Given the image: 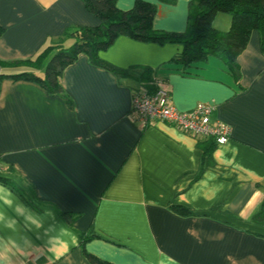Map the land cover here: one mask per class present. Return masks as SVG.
Wrapping results in <instances>:
<instances>
[{"label": "crops", "instance_id": "obj_1", "mask_svg": "<svg viewBox=\"0 0 264 264\" xmlns=\"http://www.w3.org/2000/svg\"><path fill=\"white\" fill-rule=\"evenodd\" d=\"M145 1L156 4L155 28L186 30L191 0ZM231 21L221 12L214 25L228 30ZM99 23L83 0H0V59H33L68 29ZM182 49L121 35L100 56L151 67L180 110L214 105L213 117L232 129L212 165L199 145L207 137L162 120L140 124L134 76L82 53L60 78L70 106L64 94L8 77L37 69L0 65V177L8 180H0V264H92L84 249L111 264H264V223L255 219L264 208L261 35L253 31L239 56V78L215 56L171 62ZM91 231L102 237L83 246Z\"/></svg>", "mask_w": 264, "mask_h": 264}, {"label": "trees", "instance_id": "obj_2", "mask_svg": "<svg viewBox=\"0 0 264 264\" xmlns=\"http://www.w3.org/2000/svg\"><path fill=\"white\" fill-rule=\"evenodd\" d=\"M83 1L89 12L100 19V23L95 26L78 25L68 29L64 35L46 46L33 59L14 62L0 59L1 66L26 65L38 70L11 74L8 77L14 80L33 81L53 95L64 94L70 106H73L71 98L63 92L60 78L64 70L82 53L86 54L93 64L107 68L119 77L134 76L139 83L135 88L140 86L148 87L150 90L156 88L155 71L151 67L135 66L124 69L101 58L100 51L111 46L121 35L143 42L179 43L183 49L172 58L171 62L183 64L185 67L199 61H206L210 56L218 57L236 78L240 76L239 56L247 48L253 31H259L264 49V0H191L188 24L183 32L155 28L157 7L155 3L149 1L137 0L128 10L120 9L117 6V0ZM221 12L228 13L232 17L228 30H220L214 25L217 14ZM43 69L44 73L41 74L40 70ZM215 144L216 139L213 137L200 139L199 145L204 152V165L206 160L209 165H212ZM0 180L8 181L2 177ZM174 208L182 214L191 213L190 209L181 205ZM61 215L66 220L72 216L68 213H61ZM255 219L264 223V208ZM95 237L102 236L93 231L82 233L83 246ZM84 252L92 264H111L86 252L85 249Z\"/></svg>", "mask_w": 264, "mask_h": 264}, {"label": "built area", "instance_id": "obj_3", "mask_svg": "<svg viewBox=\"0 0 264 264\" xmlns=\"http://www.w3.org/2000/svg\"><path fill=\"white\" fill-rule=\"evenodd\" d=\"M132 108L142 126L162 120L191 135L213 137L218 144L226 143L230 138L232 126L213 117L216 109L214 105L201 102L191 110H180L173 103L170 90L158 82L154 90L145 86L136 88ZM3 169L0 161V171Z\"/></svg>", "mask_w": 264, "mask_h": 264}]
</instances>
